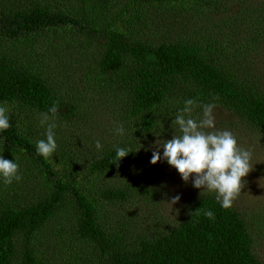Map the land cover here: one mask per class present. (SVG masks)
<instances>
[{"label":"trees","instance_id":"obj_1","mask_svg":"<svg viewBox=\"0 0 264 264\" xmlns=\"http://www.w3.org/2000/svg\"><path fill=\"white\" fill-rule=\"evenodd\" d=\"M199 1L134 0V5L147 4L151 6L147 12L152 13L160 5L192 2L196 6ZM202 1L212 8V0ZM82 3L88 4L87 9L76 8L69 13L51 9L49 0H0V103L6 102L10 108L11 126L0 133L2 150L9 160L24 162L19 169L24 181L43 185L41 196L31 194L36 188L26 186L20 192L13 185L12 194L0 201V264H45L36 257L31 242L68 205L76 219L75 240L81 248H90L93 257L86 264H264L253 252V239L241 213L232 206L222 208L215 194L196 195L176 222L133 242H127L122 226L101 221L99 209L103 203L108 207L123 206L129 199V190L100 187L87 193L74 180V166L78 160L85 161V179L128 167L137 153L131 138L121 146L132 152L119 161H115L114 147L89 151L92 161L86 162L80 148L67 149L60 135L56 137L58 147L52 159L37 154L36 141L46 139L40 113L47 112L54 103L59 108L56 120L71 123L78 113L75 101L58 94L48 77L23 59L30 47L44 46L38 38L45 34L61 43L82 37L87 45L95 43L101 50L99 76L126 88L125 121L139 132L154 131L160 121L162 132L177 133L179 126L173 120L162 121L157 116L176 102L183 108L185 100L192 98L201 110L202 105L215 102L264 137V84L258 74L242 72V77L230 72L202 43H154L130 35L123 24L122 30L109 23L97 26L88 14L91 0ZM258 13L255 9V16ZM144 21L153 22L148 14ZM144 21L143 29L148 28ZM155 30L161 33L159 25ZM21 115L29 117L33 126L24 128ZM205 210H212L215 219L206 217Z\"/></svg>","mask_w":264,"mask_h":264},{"label":"rangeland","instance_id":"obj_2","mask_svg":"<svg viewBox=\"0 0 264 264\" xmlns=\"http://www.w3.org/2000/svg\"><path fill=\"white\" fill-rule=\"evenodd\" d=\"M51 9L74 13L76 8L87 9L82 0H49ZM140 1V0H139ZM212 8L204 1L198 5L170 3L160 5L159 9L148 13L151 6L136 7L134 0H91L88 14L97 26L108 24L122 30L128 29L130 35H139L154 43L158 40L172 43H202L210 48V53L223 67L234 73L258 74L264 84V0H212ZM122 3L125 4L123 9ZM259 13L255 16L254 11ZM149 15L153 22L144 21ZM259 19H258V18ZM143 21L147 27L143 29ZM123 24V25H122ZM160 26L161 33L155 30ZM67 36V35H64ZM78 38V37H76ZM47 39L50 42L47 43ZM84 40V37H82ZM82 39L73 42H60L58 38L45 34L38 38L44 46L32 45L30 52H25L23 59L28 61L42 76L48 77L58 94L73 101L78 106L74 122H54L56 137L62 136L67 149L78 147L86 162L92 161V153L97 150L95 142L100 140L103 148H114L126 143V139L134 142L137 153L130 166L108 172L90 179L83 178L82 165L85 161L78 160L73 173L74 180L83 187L82 190L96 191L98 188H126L130 196L123 206L108 207L103 203L99 209V218L107 225L122 226L127 232V242L140 237H151L164 225L176 222L196 195L205 193L217 194L214 191L193 187L191 178L185 182L177 170L161 159L152 164V151L156 150V142L170 140L177 133L167 134L161 131L160 121L154 131L139 132L131 128L125 121L126 88L112 85L98 73V59L101 50ZM36 42V43H38ZM81 46V47H80ZM258 48V52L257 51ZM257 53V54H256ZM254 55V56H253ZM242 77L243 74H242ZM182 109L180 102L167 107L157 116L162 121L175 120L176 114ZM159 113V112H158ZM18 114V113H16ZM215 129L205 131L229 130L237 138L241 147L251 150L252 168L243 178L241 192L235 197L232 207L241 213L246 221L253 239V252L264 263V137L248 124L234 117L222 107H215ZM193 118H202V110L195 107L191 113ZM18 120V118H17ZM23 127H32L31 119L21 115ZM123 124L125 135L115 134L117 125ZM22 127V126H21ZM5 159L9 155L2 150ZM159 151L163 152L160 148ZM18 157H20L18 155ZM19 169L24 162L19 160ZM19 174L23 177L24 173ZM19 187L20 192L27 186L36 188L31 194L41 196L42 184H35L23 179L4 184L0 181V201L12 194V186ZM179 195L180 199L171 205V199ZM72 207L68 205L63 214L50 220L31 242L36 257L45 264H86L91 261L90 248H81L75 240L74 224L76 219ZM68 217V218H67ZM71 218V219H69ZM130 244V243H128ZM19 247V245H18ZM22 248L20 245L19 249ZM90 264H95L92 261Z\"/></svg>","mask_w":264,"mask_h":264},{"label":"clouds","instance_id":"obj_3","mask_svg":"<svg viewBox=\"0 0 264 264\" xmlns=\"http://www.w3.org/2000/svg\"><path fill=\"white\" fill-rule=\"evenodd\" d=\"M184 104L173 121L179 126L180 135L173 136L163 143L156 142V150L152 151L150 162L155 164L161 159L165 160L177 170L183 181L187 182L191 178L193 187L214 191L220 206L225 209L230 208L235 197L241 192L243 178L252 168L253 154L251 150L241 147L229 130L205 131L216 127L213 114L215 102L202 105L203 115L200 119L191 115L195 107H200L195 99L189 98ZM9 111L6 102L0 103V133L11 127ZM58 111V105L54 103L47 112L40 113V124L46 126V139L36 141V152L44 158L52 159L58 147L54 131L57 125L49 122L54 120ZM114 132L123 136L126 129L123 124H119ZM95 147L98 151L102 150L103 145L100 140L95 142ZM160 148L163 149L162 154ZM115 152V161H119L132 151L128 147L118 146ZM21 179L16 159L8 160L0 154V181L11 184L14 180ZM179 199V195L173 197L170 204H175ZM204 215L215 219L212 210H205Z\"/></svg>","mask_w":264,"mask_h":264}]
</instances>
